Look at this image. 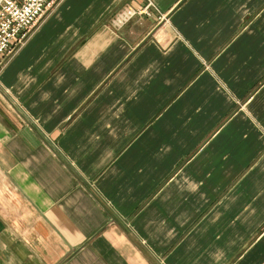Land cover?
I'll use <instances>...</instances> for the list:
<instances>
[{
  "label": "crops",
  "instance_id": "crops-1",
  "mask_svg": "<svg viewBox=\"0 0 264 264\" xmlns=\"http://www.w3.org/2000/svg\"><path fill=\"white\" fill-rule=\"evenodd\" d=\"M57 0L0 68V264H264V0Z\"/></svg>",
  "mask_w": 264,
  "mask_h": 264
},
{
  "label": "built area",
  "instance_id": "built-area-1",
  "mask_svg": "<svg viewBox=\"0 0 264 264\" xmlns=\"http://www.w3.org/2000/svg\"><path fill=\"white\" fill-rule=\"evenodd\" d=\"M57 0H0V68L28 38ZM135 13H128L122 23L134 15H149L154 7L150 0Z\"/></svg>",
  "mask_w": 264,
  "mask_h": 264
}]
</instances>
